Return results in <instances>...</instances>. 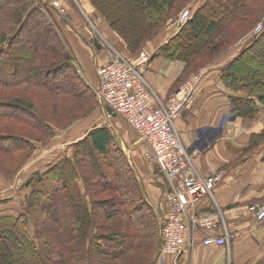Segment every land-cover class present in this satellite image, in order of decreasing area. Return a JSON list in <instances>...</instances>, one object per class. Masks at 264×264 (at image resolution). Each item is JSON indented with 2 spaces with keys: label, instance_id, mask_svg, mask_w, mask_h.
<instances>
[{
  "label": "trees",
  "instance_id": "obj_1",
  "mask_svg": "<svg viewBox=\"0 0 264 264\" xmlns=\"http://www.w3.org/2000/svg\"><path fill=\"white\" fill-rule=\"evenodd\" d=\"M88 1L110 34L123 40L128 53L123 56L133 62L148 41L188 7L191 17L155 51L156 56L184 64L178 88L237 43L239 49L221 68L220 80L231 92L245 94L231 98L238 117L251 119L259 107L264 108V0H203L193 9L195 0ZM29 4V0L0 1V176L7 182L32 159L34 143L46 144L43 137L50 140L55 133L56 125L36 111L33 98L58 101L65 116L57 109L56 127L63 131L81 124L98 106L95 91L90 92L75 67V57L79 61L80 56L65 39V25L76 32L70 15L62 16L47 5L29 9ZM260 20L261 32L249 36ZM25 36L30 39L22 40ZM109 39L113 37L106 39L113 44ZM205 58L207 63H201ZM80 67L91 73L87 78L97 87L96 70L92 78V69L84 62ZM75 102L90 108L72 106ZM90 125L82 140L33 171L20 188L25 194L19 212L0 213V264H155L161 244L156 213L139 193L132 169L122 172L111 163V131ZM255 136L264 141V131ZM83 162L89 165L79 177L87 201L73 192ZM103 192L109 199L96 200ZM129 254L136 258L127 260Z\"/></svg>",
  "mask_w": 264,
  "mask_h": 264
},
{
  "label": "crops",
  "instance_id": "obj_2",
  "mask_svg": "<svg viewBox=\"0 0 264 264\" xmlns=\"http://www.w3.org/2000/svg\"><path fill=\"white\" fill-rule=\"evenodd\" d=\"M81 4L88 17L95 13L88 0L81 1ZM74 8L76 9L70 6L69 10L74 12ZM69 15V23L75 27L76 32L65 25L67 39L76 54L84 55V63L87 62L90 65L88 68L92 69V78L96 67L108 62L115 53L126 56L123 40L111 34L114 40L112 45H118L123 52L115 51L108 41L104 42L108 48L106 49L104 44L97 41L98 38L91 29L88 30L81 24L79 15ZM99 18L101 22L95 26H102V33L99 29L101 34L98 35L103 39L104 33L108 38L111 31L103 25L102 17ZM96 20L98 23L97 18ZM158 35L145 46L133 63L147 82L156 102L164 103L170 94L179 89L181 81L178 80L185 66L182 62L156 56V49L171 39L160 38ZM86 41L90 44V49ZM143 57L148 60L144 62ZM219 64L220 68L208 66L203 69L206 74L195 89V101L181 113L174 124L195 173L201 178L221 173L220 181L212 191L213 198L201 199L196 209L198 213L221 212L222 221L219 220L218 231L223 236L226 232L229 241L228 245L206 248L201 240L207 233L193 230L184 259L189 264H264V222L256 221L248 209L252 204L264 202V141L255 136L264 131V108L259 107L258 113L251 119L238 117L231 106V98L237 97V94L231 92L220 80L218 71L224 65ZM192 76L194 75L187 78ZM59 151H63V148ZM164 179L166 181L165 177ZM164 179V185L149 184L145 187L152 201H160V210L163 211L165 204L162 193L168 187V181L165 183ZM2 202L0 199V203ZM4 206L7 205H1L0 209ZM15 206H18L16 202L13 203V207Z\"/></svg>",
  "mask_w": 264,
  "mask_h": 264
},
{
  "label": "built area",
  "instance_id": "obj_3",
  "mask_svg": "<svg viewBox=\"0 0 264 264\" xmlns=\"http://www.w3.org/2000/svg\"><path fill=\"white\" fill-rule=\"evenodd\" d=\"M190 18L185 11L175 21L183 26ZM260 25L253 34H259ZM148 59L143 57V61ZM199 70L180 88L170 94L164 103L156 102L144 77L131 59L115 53L105 64L96 67L95 88L99 102L111 110L133 131L143 144V157L151 167H157L168 181L163 193L165 210L157 217L161 244L157 251L159 264H189L185 262L193 230L205 232L202 244L206 248L228 245L229 237L219 234L222 213L197 212L198 202L213 198L212 191L220 181L221 173L201 178L195 173L188 152L175 129L174 121L195 101V89L205 76ZM107 113V112H106ZM108 114V116L112 115ZM259 223L264 222V202L248 207Z\"/></svg>",
  "mask_w": 264,
  "mask_h": 264
},
{
  "label": "rangeland",
  "instance_id": "obj_4",
  "mask_svg": "<svg viewBox=\"0 0 264 264\" xmlns=\"http://www.w3.org/2000/svg\"><path fill=\"white\" fill-rule=\"evenodd\" d=\"M0 1L2 3L3 2L6 3V1H8V0H0ZM81 1H83V0H29L30 4H29L28 8L29 9H31V8L38 9L39 7H43V6L47 5V7L50 6V7L54 8L53 11L56 10V13H58L62 16L67 14V13L68 14L75 13V16L79 15L80 19L82 20L81 24L84 27H86L88 30L90 28L93 35H95V37L98 38L97 41L101 42V44H104V47L106 49H108L106 43H104L106 41V36H103V39H102L98 35L100 33V31L102 32V26H100V25L95 26V24H100V22H101L100 18H99L100 14H98L99 12L95 11V13L92 16L90 15V17H88V13H86L84 11L82 4H81ZM202 2H203V0H195V2H194L195 5H193L191 9L195 8L198 4H201ZM70 6L76 7V9L74 8V12L72 10H69ZM186 10L190 12V9H188V7H184L183 10L178 13L176 18H174L172 21L168 22L167 25H165L164 28L159 31V33H158L159 35L158 34L157 35L160 36V38L167 37V39H168V38H172L176 34H178L180 31V28L182 26L181 27L176 26L175 21ZM43 11L46 12L45 9H43ZM83 14H85V16ZM190 17H191V14H190ZM96 18L98 19V23H97ZM261 23L262 22L260 20V22L252 29V31L249 32L250 33L249 36L251 34H253V32L260 26ZM30 26H31V24H30ZM99 29H100V31H99ZM171 29L173 31H171ZM163 31H164V33H162ZM156 36L154 38L150 39V41H148V43L146 45H148L152 41H154L155 38H157ZM247 36H248V34L245 35V37H243L242 39H240L243 42L242 45H240V47H242L246 43L245 41L249 38V36L248 37ZM108 38H112L110 33L108 35ZM29 39H30V36H25L22 40L28 41ZM65 39L67 41V44L70 47L71 43L67 39L66 35H65ZM109 41L113 42L114 40L109 39ZM86 45L90 49V44L86 43ZM110 45L112 46V48L115 51H118V53L123 52L121 48H118V45H116V44L114 46L112 44H110ZM236 45H237V43L235 45L228 47L227 50H225V52L222 51V53H220V55H218L217 57L215 56V58L213 60H211V62L208 65L220 68L219 63H221V66H223L226 61H228L232 56L235 55L233 53L235 51L234 49L236 48L235 53L239 49V48H237L239 46H236ZM143 49H145V47ZM124 54L128 55V53L126 51L124 52ZM78 55L80 56V58H79L80 60L78 61V59L75 57V61H76L75 67L78 70L79 75H81L83 80H85L86 84L90 87L89 88L90 92H93L96 88V83L95 82L92 83L91 80H88L87 77L91 76V73L88 71H86V73H85V70H82L80 67L81 64H83V62H84L83 61L84 55L83 56L80 54H78ZM128 58L132 60V58H130V57H128ZM207 61H208L207 58H205L200 62L201 63H207ZM85 64H86L87 68L90 66V65H88L87 62H85ZM207 68H208V66L202 67V69H207ZM218 72L220 73V71H218ZM22 73H23V71H21V69H20L19 74L21 75ZM184 80H182V81H184ZM244 95H245L244 93H242V94L240 92L237 93V96H244ZM32 100H33L34 106H35V104L37 105L36 111L38 113H40L41 115H43V117H45L47 120L51 121V124H54V125L59 127V125L57 123V121L60 120L59 113H61L63 116H65V113L60 112V107L58 108V106H60V104L58 103V101H48L44 97H42V99H39V97L37 99L33 98ZM52 102L54 103L55 106L51 107ZM81 104L84 105L83 107L86 106V108H88V109L90 108L89 106L87 107L86 103H84V102H81V103L75 102V104H72V106L76 105V106L81 107L82 106ZM63 105H66V104H63ZM57 109H58L59 113L57 112ZM82 111H84V110H82ZM67 116H68V114H67ZM85 120H87L86 121L87 123L85 122ZM85 120L83 121L84 123L82 122L83 124L82 123L79 124L80 122L73 123L72 125H70V127H68L70 129H68L67 131H63L56 126L53 127L55 133H54V136L52 137V139L49 140V139H46L45 137H43L46 144L33 142L35 150L33 151V154L31 156L32 159L27 162V164L20 171L21 173H19L12 180V182H7L5 177L0 176V188H2V189H0V199H2V200L7 199L8 200V202L0 203V206L3 204L7 205V206H4L2 209H0V213L8 214V212L12 211V210H14L15 212H19L18 211L19 209L16 208V206L13 207V203H15V202L17 204L20 203V205L22 206V204H21L22 203V195H24L25 192L23 193V191H21L20 188L23 187L24 183L27 180H31L32 173H34L33 171H37V170H40V169L46 167L47 166L46 163L49 162L48 159L53 158L54 155L55 156L60 155V153L62 152V151H59L60 149L63 148V151H66V149L69 145L76 144L77 142L82 140V138L86 135L83 133V130L85 128L87 129L88 128L87 126H89L90 124H91L90 129H93L92 123H94L95 127H101L102 126V127H106L109 131H111L112 143L110 146V154L112 156H114V160L111 163L116 168H119L120 170H122V172L123 171L126 172V169H128V170L132 169V174H133V176H135L134 178H136L135 179L136 184L139 185V187H138L139 193L142 194L146 203L155 211L156 216L159 217L160 212L158 210L161 209L160 208L161 207L160 201L159 200L158 201L157 200L152 201L150 196L147 194L145 187L148 186L149 184L152 186L153 185L154 186L155 185H162L164 175L160 172L159 169H157V167L153 168L146 163L145 159L143 158V148H142V143L140 142V140L137 139V137L135 136L133 131L129 128V126L126 125V123L123 122L119 117L113 116V115L108 116L104 110V105L101 102H99V100H98V106L95 107V110L93 111V113L90 114V116H88ZM84 124H86V125H84ZM72 128H75L76 131L73 133H71V132L68 133V131L72 130ZM68 148H70V147H68ZM65 153L68 155L69 151L65 152ZM116 157H118V158L115 160ZM121 161L123 162V165L121 164L122 163ZM102 163L105 165V169H108V167H106V166H108V164H106V162H102ZM87 166H89V165L88 164L84 165V162H83L82 165H80L77 168L78 178L73 182V184H75V185H73V192L76 194L75 196H81L86 201H87V197L85 196V188H84V184L82 183L81 179H82V176L84 174H86V172H87L85 170ZM37 168H39V169H37ZM147 172L149 173V175H146ZM129 176H130V173H128L126 175V178H129ZM164 181H165V179H164ZM165 183H166V181H165ZM93 188L94 187L91 185L89 190L93 191ZM94 190H95V188H94ZM163 190H165L164 187H163ZM109 196H110L109 193H105V192L99 193L98 197H100V199H96V200H100L102 202L103 200L109 199ZM132 196H133V194L131 195V197ZM126 197H127V195H126ZM94 198H95V196H94ZM127 198H125L123 200H126ZM96 211H98V210H96ZM141 214H143V212L139 213V215H141ZM0 247H1V244H0ZM141 255H142V253H141ZM132 257H134L133 254H129V256L126 257V259L128 260V259H131ZM134 258H136V257H134ZM117 263L122 264L119 262H117ZM126 264H129V263L126 262Z\"/></svg>",
  "mask_w": 264,
  "mask_h": 264
},
{
  "label": "water",
  "instance_id": "obj_5",
  "mask_svg": "<svg viewBox=\"0 0 264 264\" xmlns=\"http://www.w3.org/2000/svg\"><path fill=\"white\" fill-rule=\"evenodd\" d=\"M106 112L108 113V114H112V112H111V110H109L108 108H106ZM113 115V114H112ZM114 116V115H113Z\"/></svg>",
  "mask_w": 264,
  "mask_h": 264
}]
</instances>
